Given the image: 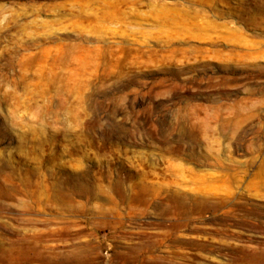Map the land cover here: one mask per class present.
Wrapping results in <instances>:
<instances>
[{
    "label": "rangeland",
    "instance_id": "1",
    "mask_svg": "<svg viewBox=\"0 0 264 264\" xmlns=\"http://www.w3.org/2000/svg\"><path fill=\"white\" fill-rule=\"evenodd\" d=\"M0 264H264V0H0Z\"/></svg>",
    "mask_w": 264,
    "mask_h": 264
},
{
    "label": "bare ground",
    "instance_id": "2",
    "mask_svg": "<svg viewBox=\"0 0 264 264\" xmlns=\"http://www.w3.org/2000/svg\"><path fill=\"white\" fill-rule=\"evenodd\" d=\"M173 202H174V205L175 206H179V200L176 198V197H173ZM182 206H183V203H181ZM23 250L19 251V255H18V258L22 259V258H25V259H28L29 257V253L26 251L25 248H22ZM28 255V256H27Z\"/></svg>",
    "mask_w": 264,
    "mask_h": 264
}]
</instances>
